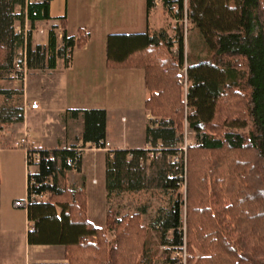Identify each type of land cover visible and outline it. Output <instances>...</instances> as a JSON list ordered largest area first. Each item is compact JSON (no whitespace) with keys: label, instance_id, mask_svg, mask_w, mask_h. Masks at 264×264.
<instances>
[{"label":"trees","instance_id":"16d2710c","mask_svg":"<svg viewBox=\"0 0 264 264\" xmlns=\"http://www.w3.org/2000/svg\"><path fill=\"white\" fill-rule=\"evenodd\" d=\"M49 1L0 0V80L9 75L16 50L24 46L15 23L23 24L26 17L32 24L50 19ZM162 2L170 17L186 19L201 34L207 57L186 64L180 26L172 35L167 29L108 35V65L144 70L150 92L146 108L156 120L146 128L152 148L107 152L106 188L108 200L161 189L170 193V205L161 207L147 225L144 207L126 214L108 209L106 226L95 227L87 220L83 192L54 183L58 174L72 170L69 159L79 167L82 151L54 148L55 160L26 159L27 168L38 167L37 173L27 172L28 196L50 193L27 207L35 227L28 231V242L64 245L69 264H140L149 229H155L166 264L179 261L181 256L172 254L184 250L185 264H264V0ZM153 6L154 0H148V11ZM88 38L81 30L76 36L64 34L60 44L50 30L48 44L42 46L29 36L28 69L55 68L59 59L69 66L73 49ZM0 95L21 101L0 107V124L23 121V91L0 88ZM68 111V119L84 120V147H105L106 110ZM187 127L195 139L187 144L184 179V163L174 159ZM32 181L36 186H29ZM58 196L62 200L55 202Z\"/></svg>","mask_w":264,"mask_h":264},{"label":"crops","instance_id":"0c3cea01","mask_svg":"<svg viewBox=\"0 0 264 264\" xmlns=\"http://www.w3.org/2000/svg\"><path fill=\"white\" fill-rule=\"evenodd\" d=\"M49 15L50 19L37 20L34 25L39 27L44 26L46 22L58 23L68 36H76L79 31L84 30L89 35L88 41L84 46L73 49L69 66L66 67L62 59H59L57 67L28 70L25 82L12 83L13 89L23 91L24 120L6 125L7 128L2 134L9 137L7 139L11 148H17L16 144L22 138H31L33 132L37 138L35 139L37 148L78 147L82 151L79 167L58 174L53 182L61 189L83 192L88 222L95 227H105L108 212L107 152L117 149L150 148L146 140V128L152 120H156L146 108L150 92L146 87L144 70L109 66L106 52L107 37L110 34H137L157 32L161 29H167L172 35L174 30L170 28V23L174 19L164 11L163 2L159 0H154V6L149 11L148 0H50ZM25 20L29 21L27 17ZM17 24H20L19 21L15 26ZM34 35L33 41L40 40ZM47 38L48 36H42L44 42ZM33 70L37 73L31 74ZM33 101L39 103L38 108L33 109L29 106ZM52 103L59 104L63 112L68 108L106 110L105 142L109 145L100 148L92 145L84 147L82 117L72 119L80 123V130L75 138L74 135L71 137L68 134L66 139L55 140L54 137L41 135V127L37 123L32 126V117ZM139 113L144 115L141 126L137 119ZM126 114L135 118V127H127ZM135 136L141 138V141H136ZM19 157L18 166L23 170L24 155ZM96 169L101 170L100 175ZM22 180L25 185L27 179H24L23 171ZM24 185L17 192L13 189L14 186H9L4 191L0 186V264H69L64 245H31L28 242L27 208L23 214L19 211L22 217L18 213H13L17 211L15 208L21 207L14 205V202L20 199H14L12 193H16L17 197L21 196L24 193ZM26 185L28 188V183ZM43 197L48 199L50 193ZM90 198L94 200L93 215L95 212L97 217V214L101 213V219L105 218L103 224H96L91 219L88 205ZM8 200L13 203H9ZM60 200L62 197L58 196L55 202Z\"/></svg>","mask_w":264,"mask_h":264},{"label":"rangeland","instance_id":"374dc122","mask_svg":"<svg viewBox=\"0 0 264 264\" xmlns=\"http://www.w3.org/2000/svg\"><path fill=\"white\" fill-rule=\"evenodd\" d=\"M17 12L20 11V7L16 9ZM176 26H180L183 29L184 36H185V44H186V64L188 65L190 62H193V60L196 57L199 58H206L207 57V51L204 46V43L202 41L201 34L196 31L195 29L191 28L188 21L186 19L181 21H175L172 20L170 23V28H175ZM174 30V29H173ZM39 34H35V38L42 39L41 36H38ZM45 36V35H44ZM46 37V36H45ZM35 43V41H33ZM29 73V72H28ZM37 71H32L31 74H35ZM181 74H183V70L181 71ZM13 81L11 80L10 76L8 74H5L4 79L0 80V88H8L13 89ZM184 86V84H183ZM185 90V86H184ZM32 92V91H31ZM18 103L20 104L21 101H19L17 98L13 99H7L6 97L0 95V107H2L5 103ZM24 104V99L22 100ZM77 104V103H75ZM59 104H50L47 106L46 109L43 107V111L41 110L38 114L33 115L32 117V126L37 123L39 127H41V135H47L54 137L55 140L57 139H66L68 137V134L70 136L75 138L76 133H78V130H80V123H77L76 120L68 119L67 115L70 117L71 108H68L64 112L60 110L58 106ZM75 109V108H72ZM91 109V108H88ZM68 112V113H67ZM127 119V127H135L136 120L132 115L126 114ZM144 115L143 113L137 114L138 123L141 126V123L144 121ZM72 122V123H71ZM6 125L9 124H0V186L1 189L4 191L9 186H14L13 189L16 190V192L23 187V180H22V171L24 173V179H27V172L31 173H37L38 167L34 164L30 165L29 169L27 168V160H26V150L21 147H14L11 148L9 145L10 142H8L9 137L2 134ZM9 132V130L7 129ZM34 135V132H33ZM31 136L30 140L35 142V139L37 140L36 136ZM183 146L179 149L178 156L174 159L175 162H181L184 163V179H186V165H187V144L190 142H193L195 139V134L187 127L185 130V133L183 135ZM53 140V139H52ZM136 141H141V138H138L135 136ZM8 142V143H7ZM36 143V142H35ZM56 143V141L54 142ZM36 146V145H35ZM3 148H10V149H3ZM150 148H152L150 146ZM51 149V148H50ZM20 151V152H19ZM24 155V169H21V166H18V161L20 159V155ZM183 153V154H182ZM90 156V155H88ZM152 156V153H151ZM26 172V173H25ZM96 172L98 175L101 174L100 169H96ZM26 177V178H25ZM24 185V193L17 197L16 193H12L14 195V199H20L24 200L27 198V185ZM183 192L185 193V187L183 188ZM170 193H166L161 189H148L144 190L138 193H124L118 197L113 196L110 200H108V209H117L121 212V214L126 213H135L141 208H145V212L142 216V221L144 224H150L153 218L158 213V210L161 207H168L170 205ZM11 199V197L9 198ZM10 203L11 200H8ZM13 203V201L11 202ZM96 203V202H95ZM100 203V201H99ZM89 215L91 219L96 224H103L105 221V218L103 220L101 219L102 214H97V217L93 215V207H94V200L90 198L89 202ZM9 208H12L9 206ZM17 211H14L13 213H18L20 215L23 214L22 212H25L26 208L21 207L19 209H16ZM20 211V212H19ZM22 217V215H20ZM94 219H93V218ZM103 222V223H102ZM28 229V225H27ZM113 232L110 233V237L113 238ZM185 249V248H184ZM165 250V247L161 244L159 234L157 230L155 229H149V236H148V242H147V252L145 254V257H143L140 260V264H166V260L163 257V251ZM178 256H181V259L179 261H176L175 264H185L186 256L185 253H177L176 251L172 254V258H176ZM183 256V257H182ZM171 264V263H168Z\"/></svg>","mask_w":264,"mask_h":264},{"label":"built area","instance_id":"2783aa9c","mask_svg":"<svg viewBox=\"0 0 264 264\" xmlns=\"http://www.w3.org/2000/svg\"><path fill=\"white\" fill-rule=\"evenodd\" d=\"M42 1H44V0H42ZM159 1L162 2V0H159ZM50 30L55 31L58 42L60 44H63V42H64L63 41L64 40V31H63L62 25H60L58 23L57 24L56 23L51 24V23L46 22L44 26L36 27V25L32 24L30 21L25 20V22L23 24L20 23V24H17L15 26L14 32L16 34L23 35L25 39H24V46L18 48L15 52V55H14V60L12 63V69L9 73V76L13 82H25L27 79V74H28V70H29L28 69V41H29V36H31L32 41H33V35L34 34L38 33L39 36H41V37L43 35L48 36V33ZM42 41L43 40L40 39L35 43L42 45V46H46L48 44V38L45 42L44 41L42 42ZM182 83L185 86V90H187L188 81H187L186 68L183 69ZM29 106L33 109H36L39 107V103L37 101H33L29 104ZM16 145L18 147H21V148L26 150V159L28 161L34 162V161L40 160L41 158L47 159V160H49V159L55 160V156H54L52 149H46L48 151L47 153H41L42 148L35 147V142L31 141L28 137L22 138L20 141L17 142ZM108 145H109V143L106 142L105 147ZM68 163H69L70 167L72 168V170L77 169L76 168L77 160L73 161L72 159H69ZM29 186L33 187V186H36V184L32 181V182H30ZM42 198H43L42 195L32 194V195L28 196V194H27L26 199L16 200L14 202V205L16 207L27 208L32 200H41ZM27 225H28V230H34L35 229L34 223L32 221H29Z\"/></svg>","mask_w":264,"mask_h":264}]
</instances>
